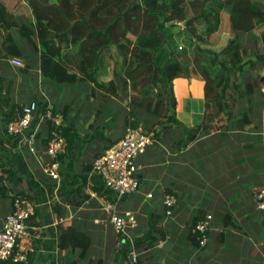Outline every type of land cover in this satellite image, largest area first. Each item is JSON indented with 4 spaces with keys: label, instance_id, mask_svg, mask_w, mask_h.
<instances>
[{
    "label": "crops",
    "instance_id": "1",
    "mask_svg": "<svg viewBox=\"0 0 264 264\" xmlns=\"http://www.w3.org/2000/svg\"><path fill=\"white\" fill-rule=\"evenodd\" d=\"M0 1L15 16L16 24L9 34L21 52L18 57L31 58L21 72L10 65V56L3 57L4 31L0 30V159L7 170L0 178V228L13 209L14 196L32 201L34 211L27 220L32 236L22 242L30 248L28 264H264L263 217L256 201V193L264 188L263 97L253 105V115L243 121V126H239V119L250 105L239 99L233 105L226 104L231 114L215 117L219 126L213 128L203 124L209 113L204 82L195 77H175L173 96L166 99L171 104L174 99L175 106L170 104L154 133L147 132L153 141L136 158L138 190L116 199L92 172V163L125 132L129 110L126 91L104 93L85 81L62 87L43 78L36 66L39 52L27 54L30 46L25 33L28 27L35 28L30 7L24 0ZM74 50L75 54L77 47ZM109 75L99 79L109 80ZM31 100L39 106L32 126L41 124L47 110L53 113L50 107L56 103L57 121L62 116L60 110L66 114L64 123L73 136V145L62 161L57 157L58 180L42 169L50 157L40 142L30 152L27 133L15 137L6 134L10 107ZM44 102L50 106L47 110H42ZM141 120L147 122L144 116ZM88 164L91 168L86 171ZM82 177L88 183L79 191ZM84 192L90 195L88 200L80 205L68 203L72 196L80 200ZM165 194L177 199L171 215L164 213ZM106 200L117 213L135 215L136 225L127 227L121 241L109 220ZM206 214L212 215L211 227L205 245H198L193 224ZM62 223H72L91 237L86 251L59 245L58 226ZM132 251L137 254L135 262Z\"/></svg>",
    "mask_w": 264,
    "mask_h": 264
},
{
    "label": "trees",
    "instance_id": "2",
    "mask_svg": "<svg viewBox=\"0 0 264 264\" xmlns=\"http://www.w3.org/2000/svg\"><path fill=\"white\" fill-rule=\"evenodd\" d=\"M24 1L30 7L35 23V30L25 27L27 29L25 36L31 51L39 52L36 66L41 76L49 79L54 85H62V87L75 84L77 81L94 83L104 93H123L130 87L132 90L130 89L128 98L129 110L124 126L140 127L146 133L148 131L154 133L155 126L161 123L171 105L174 108V99L171 104L166 98L173 96L172 81L178 76L195 78L201 76L204 82L205 105L207 109L211 107V111L203 118V124H209L213 128L218 127L215 117L231 114L226 108L229 99H232L231 94L229 92L224 94V89L230 80L227 73L234 71L229 67L235 66L239 74H244L246 69L254 64V59L246 58L247 48L243 44L245 40L250 42L252 37L254 41L257 40L253 32L255 29L259 31L262 41V50L257 51L256 56H264V2L189 0L187 4L192 11V15H189L185 5L186 0ZM223 11L228 15L233 36L227 47L219 54L208 53L205 54V58L197 53L200 57L194 56L192 59L196 73L200 70L201 74L191 75L192 67H190L191 71L187 72L188 66L192 63L191 58L188 57V47L193 44L194 37L198 44L207 43L208 37L220 28ZM14 17V13L0 1V30L4 31L2 45L5 47L3 56L5 58L21 55L17 43L9 34L10 27L16 24ZM185 20H187L186 29L175 23ZM195 22L201 26V33L196 31ZM178 38L185 40V48L180 51L183 52L181 60L176 58L178 44L175 43ZM75 47L77 51L74 54ZM113 47L122 59L115 61L117 67L113 68L109 80H100L99 76L102 72L106 73L108 68L106 62L101 59L102 52L107 49L109 51ZM70 53L72 58H76L72 64ZM106 57L112 58L109 61H113V56ZM217 62H221V65ZM262 81L256 78L252 83L245 81L243 84L241 103L248 102L250 108L245 110L239 119L241 122L239 126H243V121L253 115L252 100L255 93H259L256 97L257 103L260 102V98H264ZM25 104L10 107L6 116V134L15 137L27 133L28 141L29 137H32L33 144L37 145V142H40L45 149L48 137L56 126L52 119L43 118L38 126H32L31 121L30 125L20 133L10 134L7 131L8 123L21 114ZM58 106L56 103L55 106L50 107L44 102L42 110L50 107L55 114L59 110ZM37 108H39L38 103ZM142 116L147 118L146 123H142ZM65 118L66 114H62L58 128L67 140V147L65 153L57 156L59 161L63 160L73 145V136L64 123ZM90 168L91 164L85 167L86 171ZM87 183V179L82 177L78 190L81 191ZM92 188L101 195L102 192L98 187ZM72 197L68 199V203L80 205L88 200L90 195L84 192L80 200H74ZM196 223L193 224V232L196 236V244L200 245L198 239L200 233L194 230ZM58 227L61 247H80L82 251H86L90 246L91 237L72 223H62ZM119 235L118 241H121L123 236L121 233ZM153 240L148 243V247L153 246ZM0 264L13 263L10 260H0Z\"/></svg>",
    "mask_w": 264,
    "mask_h": 264
},
{
    "label": "built area",
    "instance_id": "3",
    "mask_svg": "<svg viewBox=\"0 0 264 264\" xmlns=\"http://www.w3.org/2000/svg\"><path fill=\"white\" fill-rule=\"evenodd\" d=\"M7 61L12 66L21 67L22 59L17 56H10ZM37 109V102L31 101L25 104L21 114L10 121L7 131L10 134L20 133L27 128L32 119L33 113ZM57 114L46 111L43 118L54 120L56 126L51 131L46 144L45 153L50 160L43 164V170L50 177L59 179V161L57 156L63 154L66 148V138L58 128ZM153 137L151 134L144 133L140 127L132 128L126 126L122 137L114 144L104 150L92 163V172L98 175L104 185L117 197L131 195L138 190L139 179L137 176L136 158L143 153L147 146L151 144ZM29 148L34 150L33 138L29 137ZM3 169L0 164V177H3ZM256 201L263 217L264 228V188L256 193ZM165 204L173 202V195H165ZM13 209L3 220L0 228V260H10L13 264H28L29 247H24L22 242L29 240L32 236L27 219L34 211L33 203L25 196L16 195L12 202ZM105 207L110 209L109 220L117 233L124 234L127 227L136 225V218L132 212L119 214L113 212V205L109 200L105 201ZM211 214H206L200 219L195 229L200 233L199 244L205 245L207 231L211 227ZM132 261H136L137 254L131 252Z\"/></svg>",
    "mask_w": 264,
    "mask_h": 264
},
{
    "label": "rangeland",
    "instance_id": "4",
    "mask_svg": "<svg viewBox=\"0 0 264 264\" xmlns=\"http://www.w3.org/2000/svg\"><path fill=\"white\" fill-rule=\"evenodd\" d=\"M188 1L189 0H186V2H185L186 9L188 11V14L189 15H192V11L190 10L191 7H189V5L187 4ZM254 1L255 2H264V0H254ZM177 24L181 28L186 29L187 23L185 21H181V22L178 21ZM195 26H196V31L201 33L202 32L201 26L197 22H195ZM32 29L35 30L34 27H32ZM193 31H195L194 28H193ZM253 32L256 35L257 40L254 41V39L252 37L250 42H247V40H245L244 41V44H243V46L245 48H247L246 58H249V59L252 58V59L255 60L253 66L248 67L246 69L247 70L246 73H244V74H239V72L237 71L236 67L235 66H232V67H229V68H233L232 70H234V71H231V72H228L227 73L228 74V78L230 80H229L228 86L224 89L225 90L224 94H226L228 92L231 94V98L233 100L232 99H229V103L228 104H230V105H233L234 103H237L238 100L241 99V93L244 91L243 90V87H244L243 84H245V81L252 83L257 78L259 80H263L262 82L264 83V56H259V57L256 56L257 55V51H261L262 50V41H261V38L259 37V31H257V29H255V30H253ZM232 36H233V34H232V30H231L230 25H229L228 15L223 11L222 12V15H221V26H220V28L216 32H214L213 34H211L208 37L207 43L206 44H198L197 42H195L196 37H194L195 39H194L193 44L188 47V49H189V52H188L189 55H188V57L191 58V62H192L191 64L192 65L190 64L188 66V68H187L188 71L187 72L189 73L191 71L190 70V67H192V72H191L192 74L191 75H197L198 73L201 74V71L200 70H199V72L196 73V70H195V67H194V62H193V59L192 58H194V56L200 57V55L202 57H204L205 54H208V53H215V52H217L218 54L221 53L227 47L228 42L232 38ZM245 38L246 37H244V39ZM184 43H185L184 38H180V39L178 38V39H176V43L175 44L176 45L178 44L176 58L179 59V60H181L183 58V56H182L183 55V52H180V51L185 48V44ZM114 47L111 48V50H109V51L107 49V50H103V52H102V55L103 56L101 57V59H102V61L104 63L106 62V64L108 65V68H107L108 70H107L106 73H103L102 72L101 75H107V73H110V75L112 76V74H113V68L116 69V67H117V64H115V61L116 60L117 61H120L122 59L118 55V53L116 52V50L114 49ZM28 49L29 50H28V53L27 54L35 53V52H32L31 51V48L30 47ZM188 53H186V54H188ZM197 53H200V55L197 54ZM107 55L113 56V61L112 60L109 61L112 58L106 57ZM69 57H70L71 64H72L73 63V61L71 59L72 58V53L69 54ZM205 58H206V56H205ZM256 58H257V60H256ZM30 60H31V58L28 55L25 56L24 59H22L23 65L21 67H18V69H19L20 72L22 71V68L24 67V63H27ZM220 63H218V64L221 65ZM229 68L227 67V70ZM193 72L195 74H193ZM198 76L199 77H197V78H199V80H201V76L200 75H198ZM252 78H254V79H252ZM29 85L31 87L34 85V84H31V80L29 81ZM159 85H161V84H159ZM130 89L131 88L129 87L127 89V91H126L127 97L125 99H127V106H128L129 92L132 90V89L131 90ZM257 95H259V93L258 94L255 93L254 98L252 100L253 101V105L256 102ZM254 106H256V105H254ZM254 106H253V109H255ZM209 111H211V107H209ZM59 112H61L60 113L61 115L64 113L61 110ZM255 115H257V114H255ZM59 118L61 120L62 116H60ZM64 138H65V136H64ZM33 146H34V144H33ZM28 149H29L30 152H33L29 147H28ZM0 164L2 166V169L4 170V167H3L2 163H1V159H0ZM41 166H42V169H43V165H41ZM2 175L4 177L6 175V173H4V171H3V174ZM165 195L162 198V205L164 207V213L166 215H171L173 213L174 207L176 206L177 199H176V197L173 194H171V195H173V202L171 204L167 205L164 202ZM113 196L116 199H120V198L125 197V196H123V197H117L115 194H113ZM112 210H113V212H116L115 209H114V206H113V209ZM109 214H110V211H109ZM194 229H195V227H194ZM117 234H118V236H120L119 235L120 233H117Z\"/></svg>",
    "mask_w": 264,
    "mask_h": 264
},
{
    "label": "water",
    "instance_id": "5",
    "mask_svg": "<svg viewBox=\"0 0 264 264\" xmlns=\"http://www.w3.org/2000/svg\"><path fill=\"white\" fill-rule=\"evenodd\" d=\"M185 22H187V20H185ZM175 23H177V21Z\"/></svg>",
    "mask_w": 264,
    "mask_h": 264
}]
</instances>
